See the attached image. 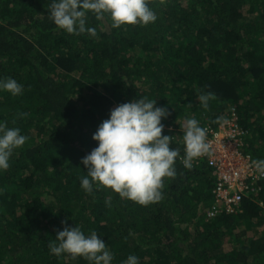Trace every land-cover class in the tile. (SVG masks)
Wrapping results in <instances>:
<instances>
[{
	"label": "trees",
	"instance_id": "trees-1",
	"mask_svg": "<svg viewBox=\"0 0 264 264\" xmlns=\"http://www.w3.org/2000/svg\"><path fill=\"white\" fill-rule=\"evenodd\" d=\"M51 0H0V122L27 137L0 172V264H88L50 253L64 227L95 232L123 264H264V179L240 211L208 218L216 178L205 159L185 167L181 128L217 129L232 110L244 152L264 160V0H148L157 20L112 26L91 13L88 33L49 18ZM212 93L205 108L199 95ZM141 97L169 115L163 135L179 149L161 200L140 205L111 188L80 184L81 163L110 111ZM26 114V115H21ZM260 188V190H258ZM109 201V203H106Z\"/></svg>",
	"mask_w": 264,
	"mask_h": 264
},
{
	"label": "clouds",
	"instance_id": "clouds-1",
	"mask_svg": "<svg viewBox=\"0 0 264 264\" xmlns=\"http://www.w3.org/2000/svg\"><path fill=\"white\" fill-rule=\"evenodd\" d=\"M48 12L59 29L74 35L88 33L93 37L97 35L96 29L87 26L90 13L97 19L108 14L114 28L147 26L157 20L148 0H51ZM0 91L17 96L22 94L23 86L12 78L0 79ZM212 98V93L198 97L205 108ZM168 115L166 108L156 106V100L143 97L112 109L109 118L92 136L97 146L81 160L87 169V176L80 181L82 189L91 194L94 185H102L121 198L145 206L161 200L163 179L176 175L175 162L180 155L179 149L171 147L172 136L162 134L165 127L162 120ZM181 131L183 163L191 168L192 161L208 151L206 130L197 119L190 118ZM26 141L27 137L19 128H9L0 122V172L9 169L11 157ZM255 167L264 174V160L258 161ZM49 250L57 257L67 254L73 260L82 258L88 264H112L114 260L100 236L95 232L86 236L76 225L58 231L49 243ZM123 264H139V258L129 255Z\"/></svg>",
	"mask_w": 264,
	"mask_h": 264
},
{
	"label": "built area",
	"instance_id": "built-area-1",
	"mask_svg": "<svg viewBox=\"0 0 264 264\" xmlns=\"http://www.w3.org/2000/svg\"><path fill=\"white\" fill-rule=\"evenodd\" d=\"M205 130L208 151L192 163L205 159L216 178L215 200L206 210L207 217L214 218L223 212L236 214L243 198L255 191L264 174L256 169L257 161L244 152L247 132L238 124L234 109L217 129L208 126Z\"/></svg>",
	"mask_w": 264,
	"mask_h": 264
}]
</instances>
